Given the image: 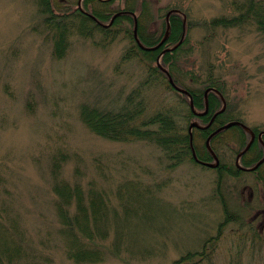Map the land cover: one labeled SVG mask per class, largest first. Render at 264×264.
<instances>
[{"label": "rangeland", "instance_id": "1", "mask_svg": "<svg viewBox=\"0 0 264 264\" xmlns=\"http://www.w3.org/2000/svg\"><path fill=\"white\" fill-rule=\"evenodd\" d=\"M64 1L52 0V4L60 9ZM68 1L74 6L78 2ZM151 1L156 21L147 23L149 33L165 21L169 10H179L186 17V51L190 54L180 63L182 72H193L200 81L209 75L219 80L230 113L247 127L264 131V35L247 26L207 27L215 19L235 16V0ZM42 19L33 0H0V173L40 263L73 264L58 235L52 191L50 170L60 155L66 156L62 179L84 189L94 183L114 194L127 183L163 185L158 197L149 201L154 221L130 246L152 256L135 260L110 256L102 264H171L188 252L200 251L206 241L217 238L224 221L222 201L216 194V171L190 163L171 170L157 146L108 141L90 132L80 117L84 104L119 109L145 78V68L138 61H122L130 40L122 32L110 44L102 33L89 39L74 34L59 60L53 54V43L42 32ZM185 82L190 83L188 78ZM30 95L33 111L27 106ZM230 147L219 146L222 163L235 164L236 153ZM253 177L229 179L224 189L231 210L243 212L242 217L236 215L237 220L245 223L256 207L264 206V189ZM245 187L255 192L251 206L244 203L249 201L248 191L242 195ZM3 196L0 188V199ZM112 202L116 204L114 196ZM262 222L259 219L253 227L264 231ZM238 227L225 228L211 262L204 264H262L260 254L252 256L250 241L239 243Z\"/></svg>", "mask_w": 264, "mask_h": 264}, {"label": "trees", "instance_id": "2", "mask_svg": "<svg viewBox=\"0 0 264 264\" xmlns=\"http://www.w3.org/2000/svg\"><path fill=\"white\" fill-rule=\"evenodd\" d=\"M43 17L41 25L48 39L53 43V54L56 59H63L69 46L70 38L76 34L89 39L95 33H102L108 44L116 40L122 32L130 40V47L122 58L123 62L136 60L145 68V78L125 98L119 109L103 110L91 104L81 106L80 117L87 129L98 137L115 143L143 142L157 146L168 162V168L174 170L184 164H197L192 149L202 162H212L213 158L206 147V140L212 132L233 121L228 109L218 116L207 130H194L193 148L189 128L197 122L207 126L214 114L222 108L221 99L213 93L208 96V115L198 117L190 108L189 99L176 92L168 83L167 76L157 66L162 51L176 46L182 38L184 23L178 15L170 17V34L165 45L156 51H143L133 39L132 27L134 19L129 15L118 17L111 28L104 29L101 24L109 23L113 16L122 11L136 13L139 22V38L146 47H155L161 43L166 33V21L158 25L154 32L147 31V23L156 21L153 15L151 0H85L84 13L71 5L68 0L62 2L57 9L52 0H33ZM117 2H123L120 6ZM123 7L122 9L118 7ZM236 15L222 17L208 23L211 30L217 28L254 27L264 35V0H235L232 4ZM168 9V8H167ZM190 27L191 26L190 24ZM189 37L172 52L166 53L161 65L167 69L177 86L189 91L193 104L198 112L206 109L205 91L216 88L223 95V84L212 75L200 81L193 72L183 73L180 63L186 58ZM189 79L190 83L185 80ZM158 95V99L156 96ZM32 110L33 96L27 103ZM249 142V136L241 128H233L215 136L211 147L219 155V146L229 145L236 153L243 151ZM220 144V145H218ZM249 156L243 159L244 167H253L262 157L263 149L258 142L252 145ZM253 157L252 161L249 158ZM66 156L55 157L51 167L52 191L55 195V212L59 221L58 235L65 243L67 259L73 264H102L112 256L135 260L151 257L146 250L136 251L131 245L138 241V234L154 221L153 205L150 200L158 195L163 185L145 186L142 183H127L117 189L114 194L97 188L94 183L88 189L79 184H71L62 179L63 164ZM216 194L222 201L224 221L221 223L217 238L206 241L200 251L188 252L171 264H204L210 263L217 241L223 231L231 224H238L235 232L240 235L239 243L251 242L252 256L260 254L264 264V235L254 227H249L242 217V210L233 209L225 197L224 189L229 179H240L244 172L234 164L221 163L216 170ZM256 180L264 188V166L254 174ZM0 188L4 191L0 199V264H41L31 243L28 241L22 218L16 210L13 197L6 187L5 177L0 173ZM114 196L116 204L112 202ZM158 197V196H157ZM135 222V224H134ZM146 225L139 229L136 227ZM131 225H135L134 234ZM234 230V229H233ZM133 237L131 242L129 237ZM111 240V242H110ZM130 240V241H129ZM132 244H129V243ZM142 242V241H141ZM240 245V244H239Z\"/></svg>", "mask_w": 264, "mask_h": 264}, {"label": "water", "instance_id": "3", "mask_svg": "<svg viewBox=\"0 0 264 264\" xmlns=\"http://www.w3.org/2000/svg\"><path fill=\"white\" fill-rule=\"evenodd\" d=\"M172 14H181V13H180L179 11H171L170 13H168V15H167V34H166V37H165V39L163 40V42H162L158 47H155V48H145V47L142 45V43H141V41H140V39H139V37H138V21H137V19L135 18L134 39H135L136 43L138 44V46H139L140 48H142L143 50H146V51H153V50H156V49H158L159 47H161V46L165 43L166 39L168 38L169 30H170L169 18H170V16H171ZM116 17H117V16H116ZM116 17H115V18H116ZM115 18H114V19H115ZM182 41H183V40H182ZM180 44H182V42H180ZM180 44H179V45H180ZM172 50H173V49H171V50H167V51H165L164 53L169 52V51H172ZM164 53H163V54H164ZM159 61H160V60H159ZM159 66H160V63H159ZM163 71H164L165 74L168 76V80H169L170 85H171L176 91H178V92H180V93H182V94H184V95H186V96H188V97L190 98V100H191V108H192V110L194 111V105H193V103H192V99H191V97H190V94H189L186 90H182V89L178 88V87L175 85V83H174L172 77L170 76V74H169L166 70H163ZM210 92H213V93H215V94L220 95V93H219L216 89H209V90L206 91V94H205L206 99H207V96H208V94H209ZM222 100H223V102H224L223 110L220 111V112H219L218 114H216V115H219V114L223 113V112L225 111V109H226V103H225V100H224L223 97H222ZM194 112H195V111H194ZM198 115H204V114H198ZM232 127H241L243 130H245L246 132H249V133L252 135V141H251V143L249 144V146L246 148V150H245L241 155H244V154L249 150V148H250V146H251V144L253 143L254 138H255L254 133H252V132L250 131V129L247 128V127H246L243 123H241V122H231V123L225 125L224 127L220 128V129H219L218 131H216L215 133H213V134L210 136V138L208 139V141H207V147H208V149L210 150V152L212 153V155H213V157H214V160H215V163H214V164H206V163H204V165L207 166L208 168L216 169V168L219 166V164H220L218 158L215 156V154L213 153V151L210 149V141H211V139H212L215 135H217L218 133H220V132H222V131H225V130H229V129H231ZM193 128H200V127H199L198 125H196V124H193V125L191 126L190 130L192 131ZM241 155H240V156L238 157V159H237V166H239V159H240ZM193 156H194V159H195L197 162H199L198 159H197V156H196L195 151H193ZM263 161H264V160H263ZM263 161H262V162H263ZM257 167H258V166H257ZM257 167L254 168V169H252V170L257 169ZM252 170H250V171H252Z\"/></svg>", "mask_w": 264, "mask_h": 264}, {"label": "flooded vegetation", "instance_id": "4", "mask_svg": "<svg viewBox=\"0 0 264 264\" xmlns=\"http://www.w3.org/2000/svg\"><path fill=\"white\" fill-rule=\"evenodd\" d=\"M214 117V116H213ZM213 117H212V119H213ZM211 119V120H212ZM253 133H254V136H255V138H254V143L253 144H255V142H258L259 143V146L263 149V154H262V157L258 160V162H257V164L259 163V162H261V161H263L264 160V131H262V132H260V130L258 129V128H254L253 129ZM249 134V133H248ZM247 134V135H248ZM249 136V142H250V140H251V134H249L248 135ZM248 142V143H249ZM248 145V144H247ZM251 149V148H250ZM250 151V150H249ZM248 151V153H246L245 155H242V157H241V162H242V165H243V159L245 158V157H247V156H249V152ZM239 153H237V155H238ZM253 160V157H250L249 158V161H252ZM257 164H255V165H257ZM262 166H264V163L262 164ZM249 190V193H250V189H248ZM246 191H247V188H244V190H243V192H242V195H244V193H246ZM252 199H250V201H251ZM259 213V212H258ZM256 214V217L255 218H257V216L258 215H260V214H263V218H264V210L262 211V212H260L259 214Z\"/></svg>", "mask_w": 264, "mask_h": 264}]
</instances>
